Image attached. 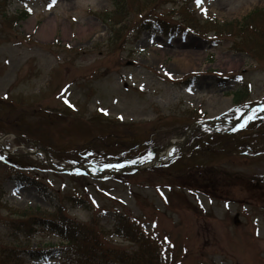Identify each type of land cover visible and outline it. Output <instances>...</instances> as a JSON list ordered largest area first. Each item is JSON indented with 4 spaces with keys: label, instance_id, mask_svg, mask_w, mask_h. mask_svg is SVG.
Instances as JSON below:
<instances>
[{
    "label": "rangeland",
    "instance_id": "rangeland-1",
    "mask_svg": "<svg viewBox=\"0 0 264 264\" xmlns=\"http://www.w3.org/2000/svg\"><path fill=\"white\" fill-rule=\"evenodd\" d=\"M50 3L0 0V138L16 170L0 152V254L16 246L48 253L26 264H64L63 242L9 224L39 223L63 205L59 223H97L99 243L126 250L137 246L123 235L153 238L166 264H264V120L248 121L264 110L246 113L232 136L220 126L264 102V0ZM46 22L54 30L42 39ZM150 26L196 34L168 38ZM196 122L213 126L196 132ZM190 125L159 165L107 178L31 164L33 177L18 156L26 142L57 169L129 164Z\"/></svg>",
    "mask_w": 264,
    "mask_h": 264
},
{
    "label": "trees",
    "instance_id": "trees-1",
    "mask_svg": "<svg viewBox=\"0 0 264 264\" xmlns=\"http://www.w3.org/2000/svg\"><path fill=\"white\" fill-rule=\"evenodd\" d=\"M168 30L169 29L164 28V31ZM155 139L156 137L153 138L154 142ZM0 163L3 164L2 162ZM30 163L28 158L21 157L22 167L29 166ZM10 167L13 169L12 166ZM14 171L16 170L14 169ZM58 207L56 212L46 218L34 217V219L41 221L39 223L28 224L31 218H27L26 220L21 219L22 221L12 220L9 224L11 228L13 227L12 230L20 229V231H22L26 229V234L22 235L25 237H35L37 234L47 233L49 236L63 242L65 246L62 249L66 250L64 264H166L160 254V244H157V242L154 243L155 241L153 238L143 236L131 238L127 235H123L124 232H122V235L127 237L128 241L136 245L137 248H132L130 250L121 249L116 247L113 243L108 242L104 245L98 242V236L106 239V232L102 226L100 227L97 223H93V227H87L75 223L72 227H69L63 223H59L64 217L61 211L64 206L59 205ZM34 225H36V229H33ZM116 227L119 228L118 226ZM125 227H127L125 230L130 228L129 225ZM60 230L63 231L64 236L61 235ZM66 230L68 232H66ZM87 238L91 240V244L88 247L84 246L87 245L84 244L86 240L90 243ZM89 248L90 250H87ZM3 252L4 250L0 254V264H26V259H34V254L37 252L41 254L37 258L42 256L43 260L45 259L44 254H46L43 251L37 250L29 252L28 248L20 249L16 246Z\"/></svg>",
    "mask_w": 264,
    "mask_h": 264
},
{
    "label": "bare ground",
    "instance_id": "bare-ground-1",
    "mask_svg": "<svg viewBox=\"0 0 264 264\" xmlns=\"http://www.w3.org/2000/svg\"><path fill=\"white\" fill-rule=\"evenodd\" d=\"M53 30H54V23L51 22H46L44 26H42L39 29V35L42 37V39H47L50 38V36L53 34ZM92 30L89 29L85 34H82L81 37H86ZM64 33H67V30L64 29ZM81 33V32H80ZM84 33V32H83ZM81 35V34H79ZM168 151V150H167ZM166 151V153H167Z\"/></svg>",
    "mask_w": 264,
    "mask_h": 264
},
{
    "label": "snow or ice",
    "instance_id": "snow-or-ice-1",
    "mask_svg": "<svg viewBox=\"0 0 264 264\" xmlns=\"http://www.w3.org/2000/svg\"><path fill=\"white\" fill-rule=\"evenodd\" d=\"M197 2L199 3L200 0H197ZM55 3H56V0H51V3L48 5V7L49 8L53 7ZM237 79H242V77H237ZM262 110H264V109H262ZM129 163H135V162L130 161ZM105 167L118 168V167H123V165H119V164L118 165H111V164H109V165H105ZM77 171H79V170H77ZM93 202L95 203V201H93Z\"/></svg>",
    "mask_w": 264,
    "mask_h": 264
},
{
    "label": "water",
    "instance_id": "water-1",
    "mask_svg": "<svg viewBox=\"0 0 264 264\" xmlns=\"http://www.w3.org/2000/svg\"><path fill=\"white\" fill-rule=\"evenodd\" d=\"M65 171V170H64Z\"/></svg>",
    "mask_w": 264,
    "mask_h": 264
}]
</instances>
